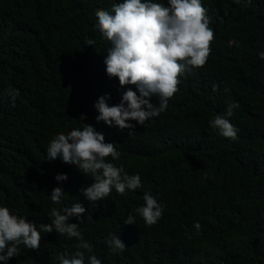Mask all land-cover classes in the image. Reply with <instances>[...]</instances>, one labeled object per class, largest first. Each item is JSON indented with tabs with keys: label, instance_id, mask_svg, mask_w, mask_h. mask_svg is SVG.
<instances>
[{
	"label": "trees",
	"instance_id": "1",
	"mask_svg": "<svg viewBox=\"0 0 264 264\" xmlns=\"http://www.w3.org/2000/svg\"><path fill=\"white\" fill-rule=\"evenodd\" d=\"M121 2L0 0V207L39 231L51 223L52 208L82 203L83 222H68L79 224L92 245L91 252L79 249L85 264L92 255L101 264H264V0H201L214 32L206 64L180 77L164 112L144 125L128 121L132 136L98 123L94 107L102 96L109 106L119 104L129 88L139 95L134 85L108 77L111 45L95 27L96 11ZM8 90L18 91L15 100ZM151 102L158 106L155 97ZM230 103L238 105L228 118L235 140L209 124ZM85 124L115 143L120 157L106 162L139 174L141 188L123 195L113 189L91 204L80 189L93 177L60 158L47 160L57 134ZM56 187L65 193L60 204L50 198ZM145 192L162 205V217L152 226L139 216L124 224ZM111 236L120 237L123 252L109 249ZM41 237L38 249L21 245L7 264H60L62 254L78 250L76 238L55 230Z\"/></svg>",
	"mask_w": 264,
	"mask_h": 264
},
{
	"label": "clouds",
	"instance_id": "2",
	"mask_svg": "<svg viewBox=\"0 0 264 264\" xmlns=\"http://www.w3.org/2000/svg\"><path fill=\"white\" fill-rule=\"evenodd\" d=\"M206 12L201 0H167V6L152 0H123L113 4L111 12L96 11L95 27L111 45L104 60L108 77L118 78L121 87L134 85L139 92L137 95L129 88L122 94L120 103L114 106L106 103L109 96L100 97L94 105L99 113L98 123L103 121L109 127L115 125L120 130L127 129L128 136H132L135 125L128 121L144 125L168 108L169 100L179 90L180 77L203 67L210 55L214 32ZM92 43L89 41L88 45ZM259 56L264 59V52ZM7 95L15 100L19 93L8 90ZM153 97L158 106L151 102ZM237 107L230 103L223 115L218 114L209 121L220 136L236 139L238 130L228 118ZM79 119L85 120L86 116ZM46 152L48 161L60 158L63 163L75 165L83 174L93 177V183L80 189L91 204L109 197L113 189L123 195L126 189L142 187L139 174L129 175L122 166L106 162L109 156L118 160L120 153L115 143H106L103 132L92 125L85 124L83 130L73 129L66 135L57 134L49 142ZM55 179L67 181L68 177L57 174ZM64 194L61 187L54 188L51 201L60 204ZM143 200V206L129 214L124 224H136V216H139L146 226H152L162 217L163 207L152 194L145 192ZM85 212L80 202L64 207L62 212L52 208L49 213L51 223L41 224L38 231L34 223L11 214L7 207H0V261L7 264L18 255L21 245L26 249H38L41 232L50 234L55 230L61 236L79 241L78 250L70 258L67 254L60 256V264H85L84 252L79 249L91 252L92 245L84 240L79 224L68 222L72 217L80 220ZM194 227L199 232L200 224L195 223ZM107 243L113 253L123 252L126 248L117 236H111ZM88 264H101V261L92 255Z\"/></svg>",
	"mask_w": 264,
	"mask_h": 264
}]
</instances>
